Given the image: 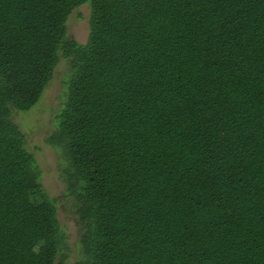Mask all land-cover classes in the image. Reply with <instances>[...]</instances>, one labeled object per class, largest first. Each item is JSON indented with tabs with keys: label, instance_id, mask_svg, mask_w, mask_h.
I'll use <instances>...</instances> for the list:
<instances>
[{
	"label": "trees",
	"instance_id": "obj_1",
	"mask_svg": "<svg viewBox=\"0 0 264 264\" xmlns=\"http://www.w3.org/2000/svg\"><path fill=\"white\" fill-rule=\"evenodd\" d=\"M90 8L85 44L66 36ZM66 61L55 131L75 264H264V0H0V264H62L59 198L12 120Z\"/></svg>",
	"mask_w": 264,
	"mask_h": 264
},
{
	"label": "rangeland",
	"instance_id": "obj_2",
	"mask_svg": "<svg viewBox=\"0 0 264 264\" xmlns=\"http://www.w3.org/2000/svg\"><path fill=\"white\" fill-rule=\"evenodd\" d=\"M90 8L82 5L69 15L66 21V36L79 44H85L89 33ZM67 74L66 61L60 57L52 79L39 102L28 112H13L12 120L26 139V149L31 152L41 170V183L50 198H59L58 221L66 234V258L62 264H75L79 258V230L71 211L64 201V182L59 173L61 154L47 144V138L55 131V115L60 108L62 82Z\"/></svg>",
	"mask_w": 264,
	"mask_h": 264
}]
</instances>
